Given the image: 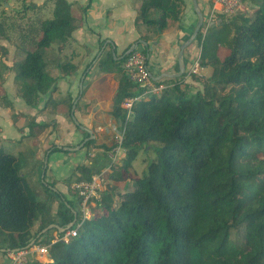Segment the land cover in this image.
I'll return each instance as SVG.
<instances>
[{
	"label": "trees",
	"instance_id": "1",
	"mask_svg": "<svg viewBox=\"0 0 264 264\" xmlns=\"http://www.w3.org/2000/svg\"><path fill=\"white\" fill-rule=\"evenodd\" d=\"M253 2L251 17H220L205 32L202 25L196 36L199 61L212 70L203 87L187 91L182 80H155L169 85L148 99H135L130 116L121 103L140 96L144 87L126 72L129 55L119 58L111 50L102 55L98 68L109 79L118 75L110 114L122 125L126 156L107 173L113 183L96 199L95 211L83 220L78 235L52 243L51 262L30 256L24 264H264V0ZM73 4L55 0L53 17L42 21L34 48L11 68L29 106L36 107L56 88L58 78L47 69V49L66 42L82 25L87 7L78 5V17ZM185 9V0H143L135 18L139 39L149 42L174 27ZM222 48L225 56H220ZM143 52L148 60L146 47ZM57 66L64 75L75 71L69 62ZM27 126V136L35 139L47 124L30 118ZM93 145L94 139L84 146ZM147 148L154 157L133 188L116 191L128 184L133 161ZM107 164L104 158L84 161L71 176L90 181ZM21 168V153L0 149V249H5L0 254L5 257L28 249L35 238L48 244L50 230L37 234L51 223L66 226L75 216L76 223L82 220L73 200L61 192L53 191L51 199L36 198ZM57 199L55 218L51 204Z\"/></svg>",
	"mask_w": 264,
	"mask_h": 264
},
{
	"label": "crops",
	"instance_id": "2",
	"mask_svg": "<svg viewBox=\"0 0 264 264\" xmlns=\"http://www.w3.org/2000/svg\"><path fill=\"white\" fill-rule=\"evenodd\" d=\"M68 1L74 3L73 6L84 5L87 7L83 16L82 25L73 31L71 37H69L66 42L58 46L56 55L57 60L63 62L65 56L68 54L66 60L75 66V71L68 75H64L59 71L58 66L52 67L50 62L47 69L51 75L58 78L55 90L44 94L43 99L38 102L36 107L29 106L23 100V113L25 117L34 118L37 123L47 124L45 129L52 125L54 127L55 125V127L59 129L58 132H47L51 137V141H55L57 143L56 145L59 147L64 145L68 146L82 141L88 136V133L76 125L73 119L68 121L65 114L66 106H68L71 101L74 103V101L77 100L76 105H78V107L75 116L79 119L78 121L80 123L83 122L81 124L93 130L95 134V144L98 145V142L102 138V132L106 130L107 133H113L115 131V125L112 123L116 121L110 114V110L114 93V82L118 76L109 79L106 73L98 68V64L101 63L102 55L105 51L111 50L112 52L114 50L115 54L120 57L140 40V33L136 28L135 18L143 0ZM197 1L204 16L207 17V11L209 10V5L212 0ZM185 2V12L176 26L164 30L157 37H154L153 40L146 42L145 45L141 43L136 45L142 50L145 47L147 48V64L155 80L169 78L162 76L164 73H177L179 71L178 53L180 46L190 37L198 22L193 0H185ZM247 2L249 1L244 0L246 9L250 6H255L253 0H251L250 6ZM216 22H220V17ZM101 42H103V44ZM102 47H104L102 49V51H104L97 58V54ZM47 50L49 51L50 48ZM199 54L200 46L198 41L195 40L184 50L183 62L185 71L183 74L189 73L195 61L199 59ZM86 67L88 72H84ZM200 68L204 69L203 67ZM84 75L83 86L88 92L79 97L80 82ZM105 82H107V86H110V89L107 90L104 96H101L98 94V87ZM149 97L150 96H147L143 99ZM46 101L49 102L48 105ZM107 115L109 117H106L107 127L105 128L101 124V121ZM117 123L118 126L122 128L121 123ZM2 130L3 127H1L0 131ZM28 134L29 130L26 123L23 125V136L29 138L27 136ZM37 140L39 139L37 138ZM38 145L40 146L41 144L39 143ZM98 146L102 147L105 145L102 144ZM29 151L40 158L43 150L39 147L35 148V150L30 149ZM62 151L64 150L47 152L48 165L46 168L52 176H55L53 169L58 167L63 161V158L58 156ZM74 157L75 159L73 161H75V168L83 162L82 160H84V157L80 150L75 151ZM105 167L106 166L103 168ZM64 178L65 177L60 178L56 176L55 181H57V185H60L59 183L64 185H62L63 189L60 190V192H62L65 197L72 199L71 195L65 193L67 192V187L61 182ZM2 264H6V262Z\"/></svg>",
	"mask_w": 264,
	"mask_h": 264
},
{
	"label": "rangeland",
	"instance_id": "3",
	"mask_svg": "<svg viewBox=\"0 0 264 264\" xmlns=\"http://www.w3.org/2000/svg\"><path fill=\"white\" fill-rule=\"evenodd\" d=\"M248 1L249 2H247V4L250 6L251 0ZM210 5L209 10L207 11L208 18H210ZM54 6L55 0H3L0 3V24L2 26L0 45L4 47L3 49L0 48V81L2 82L0 91L1 93L6 94L5 98L0 97V128L3 127V130L0 131V149L5 152L10 151L14 153H21L22 168L20 173L24 175L26 182L31 186L36 198L38 199L43 200L45 198H53L52 194L54 192H60V190H62L64 186L62 183H59L60 185H57V181H55L56 176L60 178L65 177L63 180H61V182H63L67 187V192L65 193H68L72 196L73 203L79 211V214L81 215L83 220L84 218L92 217V214L95 211L96 207V199H101L102 192L107 188L109 189L113 181L108 178V181L103 188L104 190L98 193V197H92L87 201L86 204H84L83 197L80 194L79 189H77L78 187H76V185L86 180L78 181L77 176H71L73 170L75 169V161H73L75 159L74 153L75 151L80 150L84 157V160H87V162L85 161V163H89L90 160L97 161L100 158H104L105 161H109V164H107V166L102 170L109 167L111 172L108 173L111 174L115 171V169H118V167L123 164V159L126 156L125 150L121 146H119V139L121 136L123 137V128L118 126V123L115 119L116 122L112 123L115 125V131L113 133H107L105 130V132H102L101 134L102 138L98 142V145L103 144L105 145L104 147L95 144L91 146V148L89 146H84L74 151H67L63 149L64 151L58 154V156L63 158V161L58 167L53 169L55 176H52L49 171H47V169L45 171V174L42 176L43 167L45 166V160L47 158V150L49 147H54L57 144L55 141H51V137L49 133L47 134V132H58L59 129L55 127V125L54 127L52 125L51 127L38 133L35 139L32 136H29V138L23 136V125H25L26 123L28 124L30 118L25 117V114L23 113L24 101L19 95L20 83L15 80V72L11 68L14 66L16 61L22 59L23 52L25 50H32L34 48L33 41L39 38L41 35V23L42 21L53 17ZM254 9L255 6H250L244 12L238 14H244L247 17H251L253 15ZM73 12L78 17L81 16V12L77 5L73 6ZM232 16L233 15L231 14H217L213 18V21L218 20L219 17L228 19ZM179 21L180 19L177 23H179ZM207 28L208 23L205 22L202 30L205 32ZM60 44L61 42L53 43L49 47L50 50H47L48 58L51 62L50 65L52 67H56L57 63L67 62L66 56H68V54L65 56V60H63V62L58 61L56 58L58 46ZM226 53L227 50L225 48H222L220 50V56H225ZM105 55L106 51L103 53V56ZM195 62L197 63H194L191 70H189V73H185L184 75L175 78L180 81L182 80L183 83L181 87L187 91H196L199 87H203L202 83L210 76L212 71L210 67H203L204 69H201L200 67L202 66L200 65L199 59H197ZM59 71L63 73V71H61L60 69ZM192 74H194L195 77ZM166 85L167 84L165 82L164 86L166 87ZM108 89H110V86H107V82H105L103 85H100L98 87V94L104 96ZM83 92L87 94L88 90L85 88L83 89ZM65 114L68 121L72 120L68 106H66L65 108ZM106 117L109 116H105L101 121V124L105 128L107 127ZM77 120L79 119L77 118ZM28 130L30 132L29 127ZM60 136L62 137L61 133ZM37 138L39 140H37ZM80 142L81 141H78L68 146L75 147ZM39 143L43 146H39ZM66 146L67 145H64L62 147ZM39 147H41L43 150L40 158L29 151L30 149L35 150V148ZM150 149L151 148H147V151L143 149L139 152L137 158L133 161V166L130 168L132 176L129 178L128 184L123 187H119L116 191L124 192L126 188H133L135 183L134 179L136 178V176L142 174V172L147 167L148 161L154 157V153ZM84 160L82 161L84 162ZM110 165H112V167H110ZM50 184L54 187H51ZM46 185L48 187H46ZM116 199H118V196L116 197ZM59 207V200H54L51 204V212L55 216V218H57ZM39 225L40 220H38L32 227L33 232L38 229ZM49 233L52 235V237L58 234L57 230L55 229H51ZM42 239L43 238L41 237L40 240ZM11 255H13V253H9L7 257L0 254V264L4 262L11 264ZM28 259L29 257L26 258V261ZM51 261L52 260H50V262Z\"/></svg>",
	"mask_w": 264,
	"mask_h": 264
},
{
	"label": "built area",
	"instance_id": "4",
	"mask_svg": "<svg viewBox=\"0 0 264 264\" xmlns=\"http://www.w3.org/2000/svg\"><path fill=\"white\" fill-rule=\"evenodd\" d=\"M245 10L246 7L244 5V0H212L209 19L213 20L217 14L235 15L244 12ZM128 55L129 57L126 59V63H124L126 72L128 73L131 80L138 83L141 87H144V91L140 96L126 97L121 103V106L127 109L128 116H130L131 107L135 99H143L144 97L150 96L154 93L158 94L165 88V86L164 82L160 81L158 83L153 78V75L147 64L146 56L142 49L134 45L132 51ZM119 140V146H121L122 136ZM110 167H112V165H110ZM108 172H111L109 167L96 173L90 181H82L76 185L83 197L84 204H86L90 198L98 197V193L104 190L103 188L108 181ZM83 220L77 222L75 226L70 227L65 232H63V234H59L58 232L57 235L52 237L48 244L39 240L28 249L20 250L18 252H11L13 253V255H11V264H24V262H26V258L30 256L42 263L50 262V260H52L50 255V245L59 240L68 242L71 237L77 236Z\"/></svg>",
	"mask_w": 264,
	"mask_h": 264
},
{
	"label": "water",
	"instance_id": "5",
	"mask_svg": "<svg viewBox=\"0 0 264 264\" xmlns=\"http://www.w3.org/2000/svg\"><path fill=\"white\" fill-rule=\"evenodd\" d=\"M193 6H194V9L197 13V16H198V22L194 28V31L193 33L190 35V37H188L180 46V50H179V53H178V63H179V71L177 73H164L162 76L164 77H169V78H177V77H180L182 76V74L184 73L185 71V67H184V62H183V55H184V50L189 46L191 45L195 40H196V36L198 34V32L200 31L201 27L203 24H205V16H204V13L203 11L201 10L199 4H198V1L197 0H193ZM215 23V21H210L208 22V26L210 25H213ZM146 44L145 41L143 40H138L136 45L137 44ZM134 45L131 46L123 55H121L119 58H124L126 57L133 49ZM104 47L101 48L100 52L98 53V57L101 55L102 53V49ZM113 54H115V51L113 50L112 51ZM97 57V58H98ZM84 77L85 75L82 77L81 79V82H80V94H79V97L81 96V93H82V90H83V80H84ZM154 78V77H153ZM157 78H160V77H157ZM76 103H77V100L74 101L73 105H72V109H71V116H72V119L73 121L76 123V125H78L81 129L85 130L87 133H88V136H86L77 146L75 147H71V146H66V147H62L64 148L65 150L67 151H74V150H77V149H80L82 147H84V145L89 141V140H92V139H95V134L93 132V130L83 124H81L76 116H75V107H76ZM61 147V146H60ZM87 162V161H86ZM47 163H48V158H46L45 160V168L47 167ZM45 174V171L43 169V172H42V176ZM76 216L74 217V219L72 220L71 223H69L68 225L66 226H61L57 223H51L49 224L47 227H45L42 231H40L39 234H37V237H40L42 234L46 233L47 231L51 230V229H56L57 232L59 233H62V232H65L67 229H69L70 227H72L75 223H76ZM36 242V238L33 239L27 248L31 247L34 243ZM5 249L2 248L0 249V251H4ZM19 250L18 249H15L14 251L12 252H18Z\"/></svg>",
	"mask_w": 264,
	"mask_h": 264
}]
</instances>
